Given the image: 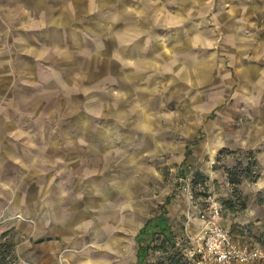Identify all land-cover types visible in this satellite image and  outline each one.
Listing matches in <instances>:
<instances>
[{
  "label": "crops",
  "instance_id": "0c3cea01",
  "mask_svg": "<svg viewBox=\"0 0 264 264\" xmlns=\"http://www.w3.org/2000/svg\"><path fill=\"white\" fill-rule=\"evenodd\" d=\"M11 74L25 75L30 88L87 76L80 86L89 90L81 104L88 113L73 116L71 130L58 131L61 141L44 143L37 158L58 156L57 197L70 182L73 202L89 204L75 218L81 231L89 229L91 204H113L119 196L116 203H127L143 192L158 155L177 152L185 161L192 154V142L176 145L169 126L178 120L173 107L185 112L179 118L188 127L181 131L192 138L194 115L207 120L231 103L264 106V0H0V91ZM7 104L16 106V99ZM27 121L0 109V219L26 211L38 197L26 184L36 154ZM114 164L117 174H107ZM18 179L25 182L22 190ZM42 180L39 197L45 200L51 178ZM110 207L104 206V218L113 214ZM76 220L58 225L70 245ZM147 225L134 232L136 264ZM231 234L236 243L251 245Z\"/></svg>",
  "mask_w": 264,
  "mask_h": 264
},
{
  "label": "rangeland",
  "instance_id": "374dc122",
  "mask_svg": "<svg viewBox=\"0 0 264 264\" xmlns=\"http://www.w3.org/2000/svg\"><path fill=\"white\" fill-rule=\"evenodd\" d=\"M23 77L11 74L6 90L0 91L1 113L16 112L29 120L25 128L33 133L36 151L32 182L27 180L26 184L28 191H38V197L33 196L26 211L17 209L11 219H0V231L7 230L3 238L0 235V243L12 246L14 264H136L138 239L134 232L145 222L148 225L142 244L148 246L147 264H218L203 257L198 240L203 227L200 214L214 211L218 224L229 230L235 244L264 252V106L250 110L243 102L231 103L221 112H212L207 120L199 121L194 115L192 138H184L182 133L188 124L179 116L185 112L173 107L178 120L169 126L175 127L176 145L180 148L192 142V154L185 161L177 152L155 157L153 171L145 174L143 192L127 203H116L119 196L113 204H91L89 229L81 231L80 219L75 218L89 204L73 202L70 182L64 185L65 196L60 200L58 156L41 154L40 160L37 157L44 143L61 141L58 131L71 130L73 116L88 113V106L81 104H86L84 98L89 90L80 86L87 76H65L63 85L37 81L32 88ZM9 99H16L17 105L9 106ZM248 135L253 138H238ZM107 174H117L115 164ZM43 177L51 178L45 200L39 197ZM17 183V190H22L25 182L18 179ZM109 205L113 214L104 218V206ZM49 215L53 219L46 218ZM64 218L77 221L76 241L71 245L63 241L64 233L58 226ZM232 231L247 237L251 245L236 243ZM85 234L88 235L84 238ZM232 264H264V258Z\"/></svg>",
  "mask_w": 264,
  "mask_h": 264
},
{
  "label": "built area",
  "instance_id": "2783aa9c",
  "mask_svg": "<svg viewBox=\"0 0 264 264\" xmlns=\"http://www.w3.org/2000/svg\"><path fill=\"white\" fill-rule=\"evenodd\" d=\"M217 211L200 214L203 227L198 235L204 258L218 264L254 263L264 258V252L235 244L227 228L217 222Z\"/></svg>",
  "mask_w": 264,
  "mask_h": 264
},
{
  "label": "trees",
  "instance_id": "16d2710c",
  "mask_svg": "<svg viewBox=\"0 0 264 264\" xmlns=\"http://www.w3.org/2000/svg\"><path fill=\"white\" fill-rule=\"evenodd\" d=\"M143 233V232H142ZM7 235L4 233L2 238ZM148 246H138V263L147 264L145 256L147 255ZM15 259L12 254V246H9L6 242L0 243V264H14Z\"/></svg>",
  "mask_w": 264,
  "mask_h": 264
}]
</instances>
